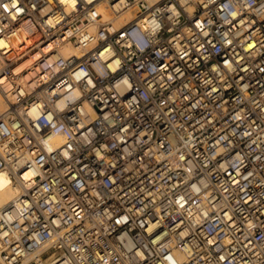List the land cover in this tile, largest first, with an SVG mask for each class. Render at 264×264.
Returning a JSON list of instances; mask_svg holds the SVG:
<instances>
[{
	"label": "clouds",
	"instance_id": "obj_1",
	"mask_svg": "<svg viewBox=\"0 0 264 264\" xmlns=\"http://www.w3.org/2000/svg\"><path fill=\"white\" fill-rule=\"evenodd\" d=\"M0 264H264V0H0Z\"/></svg>",
	"mask_w": 264,
	"mask_h": 264
},
{
	"label": "built area",
	"instance_id": "obj_2",
	"mask_svg": "<svg viewBox=\"0 0 264 264\" xmlns=\"http://www.w3.org/2000/svg\"><path fill=\"white\" fill-rule=\"evenodd\" d=\"M27 59V57H25V60ZM24 61H20V63H23ZM201 68H202V66H201ZM189 71V73H191V69H189L188 70ZM227 94H229V95H234L235 94V89L233 88V89H231ZM96 111H97V113H99L100 112V108H97L96 109Z\"/></svg>",
	"mask_w": 264,
	"mask_h": 264
}]
</instances>
